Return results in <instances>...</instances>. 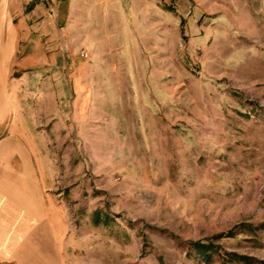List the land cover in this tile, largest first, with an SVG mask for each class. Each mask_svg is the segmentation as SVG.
Masks as SVG:
<instances>
[{
    "label": "rangeland",
    "instance_id": "obj_1",
    "mask_svg": "<svg viewBox=\"0 0 264 264\" xmlns=\"http://www.w3.org/2000/svg\"><path fill=\"white\" fill-rule=\"evenodd\" d=\"M115 3L28 26L0 74L58 208L41 264H264V0Z\"/></svg>",
    "mask_w": 264,
    "mask_h": 264
},
{
    "label": "crops",
    "instance_id": "obj_2",
    "mask_svg": "<svg viewBox=\"0 0 264 264\" xmlns=\"http://www.w3.org/2000/svg\"><path fill=\"white\" fill-rule=\"evenodd\" d=\"M115 2L0 0L1 76L9 73L19 44L27 39L28 26L42 29L45 18L48 24V18H54L56 23L63 20L67 30L79 18L83 25L95 27L94 18L104 21L119 11ZM7 111V106L0 109V125ZM11 144L9 137L0 139V264H41L43 248L58 250V208L46 197L41 170L34 168L31 156L15 152Z\"/></svg>",
    "mask_w": 264,
    "mask_h": 264
},
{
    "label": "trees",
    "instance_id": "obj_3",
    "mask_svg": "<svg viewBox=\"0 0 264 264\" xmlns=\"http://www.w3.org/2000/svg\"><path fill=\"white\" fill-rule=\"evenodd\" d=\"M195 248L200 251L202 253L203 256H205L206 258L209 257L210 255V251L212 249V247L210 245H207V244H199L197 243L195 245Z\"/></svg>",
    "mask_w": 264,
    "mask_h": 264
}]
</instances>
